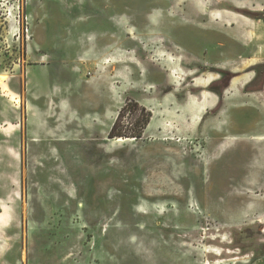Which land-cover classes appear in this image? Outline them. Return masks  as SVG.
Segmentation results:
<instances>
[{
  "label": "rangeland",
  "instance_id": "1",
  "mask_svg": "<svg viewBox=\"0 0 264 264\" xmlns=\"http://www.w3.org/2000/svg\"><path fill=\"white\" fill-rule=\"evenodd\" d=\"M256 1L0 0V264H264Z\"/></svg>",
  "mask_w": 264,
  "mask_h": 264
},
{
  "label": "crops",
  "instance_id": "2",
  "mask_svg": "<svg viewBox=\"0 0 264 264\" xmlns=\"http://www.w3.org/2000/svg\"><path fill=\"white\" fill-rule=\"evenodd\" d=\"M196 1H197L198 6L203 8L201 4V0H196ZM252 7L255 13H260V12L264 13V0H262V2L256 1L252 5ZM214 14L216 15L218 13L214 12ZM243 16L247 18L250 21L251 26L253 25L254 27H256V29L251 30L249 28H243V29L238 28L232 31V35L236 37V40H234V42L235 44L238 45V50H240V48L241 49L244 48L243 47L244 38L250 37L252 40H250V43L247 47L248 50H250V53L255 54V51L257 49L262 48V55L258 54L257 55L258 57L250 56L248 58L249 59L248 66L257 65L259 63L260 64L262 63L263 65L264 64V19L258 18V17H252V16L249 17L243 14H237L235 17L236 19L235 18L234 19L237 21V19H240V17H243ZM157 25L158 26L161 25L159 20H157ZM232 25H235V24L232 23ZM258 27H260V30L258 29ZM224 47L225 45L221 43L218 49L223 51ZM104 48H106V45L104 46ZM189 54H195V53L190 52ZM227 54L228 53L223 54V55L226 57ZM218 65L221 66V63L219 62ZM231 71L235 73H239L237 72L236 68L231 69ZM253 78H254V74L252 71H249L241 76L234 77L231 81L230 88L231 89L236 88L239 84H241V86L244 87L248 85L250 82H252ZM216 79H217V76H214V75H209L208 77H205V78H203L202 76L195 78L196 80L195 85L198 87H204L205 89L202 90V93L200 94V96L191 94L190 101L187 104H185L183 109L193 114H195L196 112L197 114V116L195 117L196 121H199L202 117V114L207 112L208 109L214 108L218 104L219 95L215 92H210L207 90V87L210 86V84L214 82ZM235 80H236V84L234 85ZM226 93H228V90L226 91Z\"/></svg>",
  "mask_w": 264,
  "mask_h": 264
},
{
  "label": "trees",
  "instance_id": "3",
  "mask_svg": "<svg viewBox=\"0 0 264 264\" xmlns=\"http://www.w3.org/2000/svg\"><path fill=\"white\" fill-rule=\"evenodd\" d=\"M258 18L264 19V14H262V17H258ZM130 105L139 106L138 102H134V101H130L125 106H123L121 112L119 113L117 120L114 122L110 130L109 137L111 138H117V137L125 138L126 137L127 138L129 136L135 139L142 137L143 132L151 119V113L147 112L145 107H141L140 110H141L142 117H140L137 120V123H136L137 125L135 126V129H133V132H127L122 126L121 120H122V117L124 116L125 111Z\"/></svg>",
  "mask_w": 264,
  "mask_h": 264
},
{
  "label": "bare ground",
  "instance_id": "4",
  "mask_svg": "<svg viewBox=\"0 0 264 264\" xmlns=\"http://www.w3.org/2000/svg\"><path fill=\"white\" fill-rule=\"evenodd\" d=\"M236 84V80L234 81V85ZM205 96H207V95H205ZM151 122H153V121H151ZM152 124V123H151ZM118 141H125L126 139H123L122 137H119L118 139H117Z\"/></svg>",
  "mask_w": 264,
  "mask_h": 264
}]
</instances>
